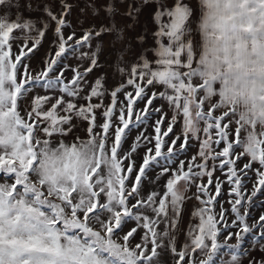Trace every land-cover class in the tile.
I'll return each mask as SVG.
<instances>
[{
    "label": "snow or ice",
    "instance_id": "obj_1",
    "mask_svg": "<svg viewBox=\"0 0 264 264\" xmlns=\"http://www.w3.org/2000/svg\"><path fill=\"white\" fill-rule=\"evenodd\" d=\"M144 3L154 5L153 59L119 67L118 55L111 90L88 76L94 41L122 38L114 0L88 5L110 24L78 30L65 19L70 4L61 0L59 17L46 6L54 39L35 74L28 61L47 22L0 16V264H264L250 255L264 252V212L253 215L264 208V0ZM140 11L129 4L125 15ZM84 123L82 139L74 133ZM162 178V191L144 193L145 180ZM187 200L198 203L180 241Z\"/></svg>",
    "mask_w": 264,
    "mask_h": 264
},
{
    "label": "rangeland",
    "instance_id": "obj_2",
    "mask_svg": "<svg viewBox=\"0 0 264 264\" xmlns=\"http://www.w3.org/2000/svg\"><path fill=\"white\" fill-rule=\"evenodd\" d=\"M64 2L71 5L70 14L68 16H66L65 19L68 22H70V24L72 25V28H75L78 30L81 21H83V27H85V28L89 27L92 24H95V25H97V27H99L100 25L110 24V22H111V21L109 22V20L107 19V17H105V14L103 12L100 13V16H93L91 9L88 7V5L92 4V3H95L97 5V7H99L101 4L105 3L106 0H64ZM52 3H53V7H54V14H56L57 17H59L61 11L63 10L61 0H53ZM196 4H197V0H196ZM196 4H195V6H196ZM29 5L31 6V8L33 7L35 9H36L35 6H37V11H39V10H41V6L51 5V0H31ZM115 5H116V14L114 16V20H115L116 26L123 30L121 33L122 38L121 39L112 38L110 40L109 38L105 37L107 34V33H105L101 37L97 38V40L94 41L93 49H96L97 45L99 46V48H98V52H99L98 67H97L98 69L95 68L93 70V72L89 74L88 79H90V78L96 79L97 77H103V79L106 80L109 78H115L117 76V86H118L119 83L121 82V75L119 72L116 71V67L114 66L117 62L118 55L121 57V60H122V62L118 65L119 67L135 63L137 61V59L139 58V56L142 54V53H140V51H142V50L148 51V53H146L148 58L150 60L153 59V56L149 50L153 46L152 33L155 31L152 29V27L153 26L156 27V26H155V24L153 25L150 21L148 22L149 15L147 13H146V18L141 16V19H137V20H134L132 22H129V20H128V23L126 25H124V23H123L124 21H122V20L125 19L123 11L125 10L126 4L119 3L118 5L117 4H115ZM82 9H83V12L81 11ZM138 20H141L143 23H139V24L136 23ZM53 24H54V28H55V21ZM129 24H131L132 27H128ZM142 26L144 27V30L139 29V27L141 28ZM147 27H150V29H148ZM69 31H71V29H65V35H67ZM78 34H79V32H78ZM140 36L144 37V43L143 44H141L138 41V37H140ZM111 46H113V53L109 54V51H111L110 50ZM121 50H123V51H121ZM127 51H130L133 54H127L126 53ZM45 56L46 55L42 56V60L36 66L31 67L34 74L38 73L42 69L43 60H44ZM68 63L76 64V63H78V61L76 60L75 57H72L69 59ZM83 63L86 65L87 61H84ZM71 75H72L71 72L67 73L68 77H71ZM128 90L130 91L131 89L129 88ZM157 90H159V89H157ZM122 98L123 97H121V99ZM107 99L108 100H106L105 104L109 103V97ZM161 104L164 105V110L168 111V106L165 102H163L161 100L155 101L156 106H160ZM139 107L143 108L144 105L140 104ZM170 115H171V113L169 112V116ZM156 118L157 117H153L152 120L149 121V127L147 129V133H152V127L150 125ZM100 122H102V121H100ZM81 127H82V125H81ZM138 131H139V129H135L130 133V135L127 138V142L124 144L125 149H128L130 147V145L133 143V139L137 135ZM175 131L177 133L180 132L179 125H177V127L175 128ZM195 151H196L195 147L191 148L188 152V156L190 157L191 155H193L195 153ZM142 155H143V149H140L138 151L137 157L142 156ZM180 158L184 159L185 157L181 156ZM138 162H139V160H138ZM155 175H156L155 171L149 172L148 173V179H153ZM215 176H219V177H221V179H223V177L221 176L219 171H217L215 173ZM165 179L166 178H162L155 185H149L148 181L145 180L144 184H143L144 193L147 194V192L152 187L158 188L162 191L163 185L165 183ZM227 187L228 186L225 184L224 185L225 193L227 192ZM248 187L250 190L251 184H249ZM192 192H195V188H192L188 194L191 195ZM223 199L227 200L228 199L227 195H225L223 197ZM260 199L264 200V197H261ZM197 203L198 202L195 200H187L183 206V210L181 213V220L179 223L180 231L177 232V237L180 241L184 240L185 232L187 230V226H188L190 220L192 219L191 213L193 211V206ZM224 207L227 208L228 204L225 203ZM217 210H219V209L217 208ZM262 212H264V208H257L256 210H254L253 215L258 218L262 214ZM249 223L251 224L252 221L249 220ZM131 226H133V225L130 224L129 227H131ZM233 231H236V230L233 229ZM223 239H224V237L221 236L220 240L223 241ZM137 240H139V236H137ZM236 242L237 241L235 238L228 241L229 244H233V245L236 244ZM134 243H135V241H134ZM245 246L248 248H251V245L247 243V238H246ZM222 251H227V250L225 249ZM250 255H251V257H254L256 260H260V259L264 258V252H261L259 250V248H257L254 251H251ZM200 258L203 259V257H200ZM229 258L230 257H228V256L225 257V259H229ZM164 259L167 260V257L165 256ZM242 264H248V258H244L242 261Z\"/></svg>",
    "mask_w": 264,
    "mask_h": 264
},
{
    "label": "crops",
    "instance_id": "obj_3",
    "mask_svg": "<svg viewBox=\"0 0 264 264\" xmlns=\"http://www.w3.org/2000/svg\"><path fill=\"white\" fill-rule=\"evenodd\" d=\"M30 2H31V0H10L9 3H7L5 5H0V16H4L5 14H7L10 19L15 20L17 13H19V14H21V18L23 20H31L37 29H43L44 23L47 22L48 28L45 32V37L43 38V40L41 42L39 50L36 51L33 55H31V59H30V61H28L31 65V67L32 66L34 67L42 60V56L46 55L48 53L50 47L52 46V40L54 38L53 37V31H54V24L53 23H54V21H52L50 19V17L47 16V14L45 12V7L47 6L48 8H50L53 13H54V7H53V3H52L53 0H51V5L41 6V10L37 11V6H35L36 9L33 7L29 8ZM166 2L171 4L172 0H166ZM189 2L191 4L193 3L192 6L195 7L196 0H189ZM114 3L118 5L121 2H120V0H114ZM123 3L126 4L125 10L123 11L125 19L122 20V21H124L123 22L124 25H126L128 23V20H129V22L134 21V20L129 19V17H127L125 15V13L128 10L129 4H132L134 8L138 4L141 5V11L135 20L141 19V16L146 18V13H147L149 15L148 22L150 21L154 25V23L152 21V12L154 11V5L153 4H150V3L145 4L144 0H124ZM16 5H19V6L17 7ZM136 23L139 24V23H143V22L141 20H138ZM147 28L150 29V27H147ZM139 29L144 30V27L143 26L141 28L139 27ZM152 29L156 30V27L153 26ZM19 35H20L21 41H23L24 34L20 33ZM31 35L35 36L36 33L32 32ZM105 37L109 38L110 40L112 38H115L113 33H111V32H108ZM110 50L111 51H109V54L113 53V46L110 47ZM126 53L127 54H133L130 51H127ZM140 53H148V51L142 50V51H140ZM126 66L127 65L121 66V67H126ZM96 69H98V68L96 67ZM88 80L91 83L95 80V78H90ZM103 80H104V87H106L109 90H111L112 88L117 86V76L115 78H109V79H106V80L103 79ZM107 98H108V96H105L104 103L106 102V100H108ZM93 102H95V101H93ZM86 127H87L86 123L82 124V127L80 126L75 131L74 135H78L82 139L87 138V133L84 131V129ZM68 139H69V141H71L73 139V136L68 137Z\"/></svg>",
    "mask_w": 264,
    "mask_h": 264
}]
</instances>
